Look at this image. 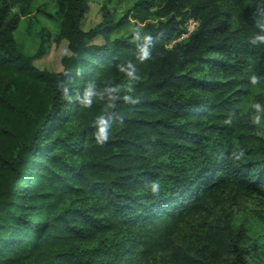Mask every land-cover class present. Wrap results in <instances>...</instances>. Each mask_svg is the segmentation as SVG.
I'll list each match as a JSON object with an SVG mask.
<instances>
[{
	"label": "trees",
	"instance_id": "trees-1",
	"mask_svg": "<svg viewBox=\"0 0 264 264\" xmlns=\"http://www.w3.org/2000/svg\"><path fill=\"white\" fill-rule=\"evenodd\" d=\"M64 1L27 56L32 0H0V264H264V220L177 242L220 194L264 199V124L243 111L264 0H137L117 22L103 6L89 31L90 0ZM131 21L137 38H112ZM62 41V70L38 69Z\"/></svg>",
	"mask_w": 264,
	"mask_h": 264
},
{
	"label": "rangeland",
	"instance_id": "rangeland-1",
	"mask_svg": "<svg viewBox=\"0 0 264 264\" xmlns=\"http://www.w3.org/2000/svg\"><path fill=\"white\" fill-rule=\"evenodd\" d=\"M137 0H90L89 10L86 13L82 28L89 31L104 21V13L107 8V16H110L117 22L127 10L131 9ZM64 0H32L30 21L26 17L21 18V22L14 32L15 40L22 47L25 55L35 54L40 39L36 36L41 26L50 31L51 34H57L60 29V23L66 10ZM156 22V20H151ZM143 25L131 21V23L112 34V38L121 36H131L137 38ZM186 34L188 32L189 21L185 25ZM193 26L191 25L190 28ZM187 38V37H186ZM184 39V38H183ZM182 40V37L179 39ZM96 44H102L103 39L95 40ZM69 53L68 43L62 41L60 44L51 43L47 54L35 62V66L40 70L51 72H60L62 70L61 59ZM4 80L0 76V84ZM243 111L251 119L256 127H262L264 124V84L256 86L250 96L244 100ZM264 220V199L259 197H249L232 191L218 195L208 204L207 211L201 215L193 216L182 226L178 237V243L182 239H190L201 236L205 227L217 222H227L238 227L254 226ZM264 226V224L262 225ZM198 235V236H197ZM231 257L225 258L222 264H229Z\"/></svg>",
	"mask_w": 264,
	"mask_h": 264
},
{
	"label": "built area",
	"instance_id": "built-area-1",
	"mask_svg": "<svg viewBox=\"0 0 264 264\" xmlns=\"http://www.w3.org/2000/svg\"><path fill=\"white\" fill-rule=\"evenodd\" d=\"M193 26L190 28V26ZM198 26V23L194 21L193 19L189 20V27H188V32L186 34H183L182 39L188 37Z\"/></svg>",
	"mask_w": 264,
	"mask_h": 264
},
{
	"label": "clouds",
	"instance_id": "clouds-1",
	"mask_svg": "<svg viewBox=\"0 0 264 264\" xmlns=\"http://www.w3.org/2000/svg\"><path fill=\"white\" fill-rule=\"evenodd\" d=\"M157 187H158V186L154 184V185H153V191H155V190L157 189Z\"/></svg>",
	"mask_w": 264,
	"mask_h": 264
}]
</instances>
